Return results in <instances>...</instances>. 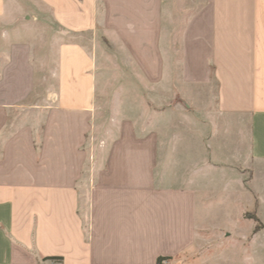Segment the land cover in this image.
<instances>
[{"label":"crops","instance_id":"1","mask_svg":"<svg viewBox=\"0 0 264 264\" xmlns=\"http://www.w3.org/2000/svg\"><path fill=\"white\" fill-rule=\"evenodd\" d=\"M263 205L264 0H0V264H264Z\"/></svg>","mask_w":264,"mask_h":264},{"label":"rangeland","instance_id":"2","mask_svg":"<svg viewBox=\"0 0 264 264\" xmlns=\"http://www.w3.org/2000/svg\"><path fill=\"white\" fill-rule=\"evenodd\" d=\"M124 60L127 61V58L125 55L123 56L121 61L118 60V62H113V61L109 60L108 64L107 63H106V65L104 64V70L107 73L110 72L111 75L114 74V77H115L114 83L112 82V80H110L108 87L109 88H116V87L117 88H120V87L123 88V87H125V88L137 89L138 85L140 84V82L136 79L137 75H138V71L132 65L130 66L128 64H124V62H125ZM125 74H126V76L130 77L129 83H124L121 80H120V82H118L117 80L119 78H122L123 76H125ZM42 83H45L46 85H52L53 84L51 81H42ZM150 84L153 85V82L152 83L148 82L146 84L147 91L153 90V87H150ZM179 103L183 104L181 97L179 98ZM147 108H148V114H147L148 117L147 118L149 121H154L156 119L157 113H162V115H160V119L163 121L172 120L171 115H169V114L164 115V114L169 113V112H173L175 110V109L172 110L169 107L168 108H165V107L161 108V107L154 106V103L151 101L149 96H148ZM188 111L189 110L187 108L179 109V111L176 112L177 117L179 116L178 117L179 120H183L184 122H186L187 120L192 121V116L189 115L190 116L189 119L185 116L189 113ZM182 114H184V115H182ZM36 119L37 120L39 119V121L43 120L42 116H39ZM195 119H197V118H195ZM199 120H201V118ZM39 131L40 130L38 129V132ZM104 131L105 130H103V132ZM98 135L100 137L95 139L94 145H92L91 140H88V144L85 147L86 151L90 152L91 149L93 148V146H95V152H105L106 151L107 147H106V145L103 144L101 135L100 134H98ZM261 213L264 216V205L262 206ZM248 216L251 218V217H253V214H248Z\"/></svg>","mask_w":264,"mask_h":264},{"label":"trees","instance_id":"3","mask_svg":"<svg viewBox=\"0 0 264 264\" xmlns=\"http://www.w3.org/2000/svg\"><path fill=\"white\" fill-rule=\"evenodd\" d=\"M252 219H254L257 222L256 231H259L261 229L262 225L259 223L258 219L255 216H253ZM162 260H164V259H160L159 262Z\"/></svg>","mask_w":264,"mask_h":264},{"label":"built area","instance_id":"4","mask_svg":"<svg viewBox=\"0 0 264 264\" xmlns=\"http://www.w3.org/2000/svg\"><path fill=\"white\" fill-rule=\"evenodd\" d=\"M158 264H169V262H167L166 260H162V261L158 262Z\"/></svg>","mask_w":264,"mask_h":264}]
</instances>
